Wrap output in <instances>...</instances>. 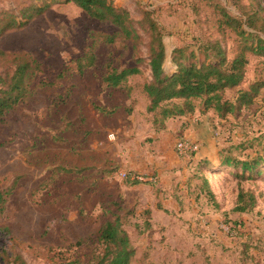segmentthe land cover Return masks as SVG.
Segmentation results:
<instances>
[{"label": "rangeland", "instance_id": "rangeland-1", "mask_svg": "<svg viewBox=\"0 0 264 264\" xmlns=\"http://www.w3.org/2000/svg\"><path fill=\"white\" fill-rule=\"evenodd\" d=\"M21 1L0 0V9L18 11ZM48 1L50 8L25 28L5 33L0 47L32 51L43 61L42 77L53 80L83 54L91 30L111 33L117 28L73 3ZM113 2L127 8L136 22L145 10L152 12L165 34L166 73L177 68L171 58L175 47L219 39L229 58L239 48L237 34L219 31L215 7L221 4L244 17L234 0ZM136 26L142 34L139 55L147 57L148 33ZM121 47L101 46L95 67L84 75L67 74L60 86L58 81L37 90L0 123V264L88 262L93 246L71 243L94 237L119 213L136 248L132 264H264V162L244 176L241 164L223 163L226 157L264 156V87L251 105L225 117L213 109L203 111L202 100L194 99L196 111L177 118L185 119L183 128L188 125L191 131L186 137L198 149L190 157L178 155L175 143L185 135L177 136L173 149L182 163L177 173L159 172L171 157L160 145V114L147 109L143 85L152 78L149 66L144 62L142 73L129 77L126 88H111L101 80L109 58L121 67L134 64L131 52L120 57ZM249 59L245 80L225 90L226 99L235 101L240 88L264 79V56ZM206 159H213L214 166ZM60 165L74 172H56L46 181ZM160 174L171 182L169 188L161 186ZM240 189L256 196L255 206L244 212L235 210ZM128 209L132 212L125 214ZM146 221L149 229H144ZM77 257L80 262L70 263Z\"/></svg>", "mask_w": 264, "mask_h": 264}, {"label": "trees", "instance_id": "trees-1", "mask_svg": "<svg viewBox=\"0 0 264 264\" xmlns=\"http://www.w3.org/2000/svg\"><path fill=\"white\" fill-rule=\"evenodd\" d=\"M42 2V4H39ZM63 3H73L81 8L89 17L109 23L117 29L113 32L91 30L83 54L72 59L53 80L43 78V61L32 51L26 49L5 50L0 47V123L4 122L6 113L26 102L37 90L55 86L67 74L84 73L95 67L98 61V50L101 46L114 47L121 45L123 52H131L134 64L118 66L116 60L108 59L104 63L102 82L111 88H126L129 77L142 73L144 62L149 66L152 78L143 85V92L149 99L148 111H158L161 127H165L170 118L189 116L196 111L194 99H201L203 111L213 109L219 116L251 105L264 87V79H254L247 88H240L235 101L226 99L224 91L240 85L246 78L250 55L264 56V16L260 0H251L250 5L243 0H234L244 17L234 16L221 4H216L219 31L226 28L237 34L239 48L236 54L229 58L227 49L219 39L198 41L172 50L171 58L176 70L166 73L165 61L168 58L164 42V30L153 17L151 11L145 10L141 20L136 22L130 11L114 4L113 0H60ZM18 11L11 8L0 9V38L5 34L25 28L32 19L46 12L52 2L48 0H22ZM138 26L148 33L147 57L139 55L142 34ZM119 44V45H118ZM129 89V86H128ZM65 91L71 92L70 87ZM62 97V95H61ZM157 119H155V122ZM162 129V130H163ZM4 143H1L3 145ZM213 165L210 159H206ZM264 162V156L259 155L252 160H236L226 157L223 163L227 165L241 164L243 173L252 171ZM74 172L72 167L60 165L53 168L50 182L56 172ZM13 189V186L10 190ZM0 191V200L2 199ZM118 204V203H116ZM256 204L254 193L240 189L235 210L246 211ZM119 204V208L121 210ZM147 213H150V209ZM128 209L126 213H131ZM121 214V213H119ZM107 219L92 237H80L71 243L72 247L91 245V257L83 264H132L136 255L132 237L121 215ZM149 222L151 220H148ZM149 222H145L148 228ZM9 234V227H4ZM149 229V228H148ZM17 259H21L17 255ZM80 262L77 257L70 261ZM72 264V263H71Z\"/></svg>", "mask_w": 264, "mask_h": 264}, {"label": "crops", "instance_id": "crops-1", "mask_svg": "<svg viewBox=\"0 0 264 264\" xmlns=\"http://www.w3.org/2000/svg\"><path fill=\"white\" fill-rule=\"evenodd\" d=\"M186 120H191L187 118ZM185 122L184 118H171L167 121V127L164 130H161L160 134L162 135L160 137V145L163 148L164 151H166V154L171 157V160H168L167 164L165 165L166 167L159 168V172L163 171L164 169H174L172 173H177L175 170L176 167H179L181 165V160L180 158L175 154V151L173 149V143L176 139L177 136H180L181 134H184L185 136H190L191 131L189 126L187 125L186 128H183V123ZM211 158V157H210ZM213 160V159H212ZM211 160V161H212ZM161 175V181L163 189L169 188V185L171 184L170 181L165 179L166 175L165 174H160Z\"/></svg>", "mask_w": 264, "mask_h": 264}, {"label": "built area", "instance_id": "built-area-1", "mask_svg": "<svg viewBox=\"0 0 264 264\" xmlns=\"http://www.w3.org/2000/svg\"><path fill=\"white\" fill-rule=\"evenodd\" d=\"M176 152L180 156L190 157L194 155L193 153L197 151L198 145L197 142L192 141L190 138L186 136H181L177 139L175 143ZM127 174V173H126ZM133 178H137L142 180L141 176H133Z\"/></svg>", "mask_w": 264, "mask_h": 264}]
</instances>
